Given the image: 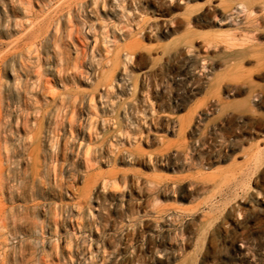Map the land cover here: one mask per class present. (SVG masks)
I'll list each match as a JSON object with an SVG mask.
<instances>
[{
  "label": "rangeland",
  "instance_id": "obj_1",
  "mask_svg": "<svg viewBox=\"0 0 264 264\" xmlns=\"http://www.w3.org/2000/svg\"><path fill=\"white\" fill-rule=\"evenodd\" d=\"M32 11L0 0V264H264V0Z\"/></svg>",
  "mask_w": 264,
  "mask_h": 264
},
{
  "label": "bare ground",
  "instance_id": "obj_2",
  "mask_svg": "<svg viewBox=\"0 0 264 264\" xmlns=\"http://www.w3.org/2000/svg\"><path fill=\"white\" fill-rule=\"evenodd\" d=\"M44 1H46V0H44ZM66 1V0H65ZM33 2H34V0H21V5H23V6H25V10H26V12H27V14H28V16L30 15V16H34V13H33V11H32V9H33ZM51 3V2H50ZM72 3V2H71ZM75 3V2H74ZM63 5H67V4H64V3H62V4H59L58 5V7L59 8H62L63 7ZM91 5V4H90ZM77 6V5H76ZM76 6H74V7H76ZM57 7V6H56ZM55 7V8H56ZM69 8V7H68ZM86 8V7H85ZM55 11V10H54ZM53 11V12H54ZM84 11V10H83ZM53 14V13H52ZM55 18V17H54ZM37 20V17H34V18H28V23L30 24V29H28L27 30V36L29 35V36H31V37H35V39H40V38H42V37H44L43 35H44V26H45V24H46V20L47 19H45V17H44V19L43 20H41V21H36ZM55 23V22H54ZM53 23V24H54ZM24 25H27V24H24V23H22V27H25ZM233 39V38H232ZM235 39V38H234ZM235 41H236V45H237V40L235 39ZM235 41H231V42H235ZM42 43V42H41ZM233 43H232V45H231V43H229L231 46H233ZM34 44V43H33ZM229 44L227 43V45L229 46ZM239 44V43H238ZM246 44V43H245ZM235 45V44H234ZM235 45V47L237 48V46ZM241 45V44H240ZM230 47V46H229ZM239 47V46H238ZM240 47H243L242 45L240 46ZM233 47H231V49H232ZM235 49V48H234ZM250 54H252V53H250ZM262 68H264V60H258L257 62H256V71L257 70H260V69H262ZM264 73V72H263ZM60 75H62V74H60ZM62 77H63V75H62ZM248 84H249V87H250V91H252V90H254L253 88H255V86H256V84L254 83V82H252V80L250 79L249 81H248ZM245 85V84H244ZM235 86V85H234ZM242 86H243V84H242ZM246 86V85H245ZM240 87V86H239ZM244 87V86H243ZM238 89V88H237ZM241 90H243V89H241ZM240 90V91H241ZM235 93V92H234ZM241 93H243V92H241ZM257 93H258V91H257ZM244 94H246L245 92H244ZM242 95V94H241ZM259 93H258V95H256V98H259ZM257 100V99H256ZM254 102V101H253ZM213 108H215V107H213ZM228 118V117H227ZM245 121L247 120V119H244ZM230 121V120H229ZM240 122V121H239ZM244 123V122H243ZM34 152V151H33ZM89 156H90V158H89V160H91V155H92V153L90 152V150H89ZM260 153V152H259ZM257 156H258V154H256ZM261 154H259V156H260ZM261 159V158H260ZM258 160V159H257ZM257 160H254V161H256L257 162ZM260 161V160H259ZM258 161V162H259ZM255 162V163H256ZM254 163V162H253ZM257 164V163H256ZM255 165V164H254Z\"/></svg>",
  "mask_w": 264,
  "mask_h": 264
}]
</instances>
